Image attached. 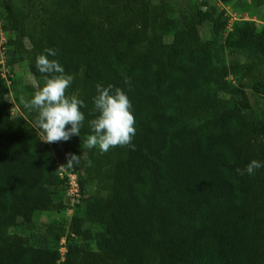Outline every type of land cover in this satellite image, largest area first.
Wrapping results in <instances>:
<instances>
[{"label":"trees","instance_id":"1","mask_svg":"<svg viewBox=\"0 0 264 264\" xmlns=\"http://www.w3.org/2000/svg\"><path fill=\"white\" fill-rule=\"evenodd\" d=\"M174 12L171 0H0V264H264V167L236 172L264 161V112L249 96L264 95V26H229L209 0ZM46 48L73 76L65 94L85 105L68 141L43 142L24 107L43 85L35 61ZM20 63L33 84L13 116ZM97 84L127 94L134 150L86 147ZM61 172L87 197L50 231L64 254L12 234L39 213H68Z\"/></svg>","mask_w":264,"mask_h":264},{"label":"clouds","instance_id":"2","mask_svg":"<svg viewBox=\"0 0 264 264\" xmlns=\"http://www.w3.org/2000/svg\"><path fill=\"white\" fill-rule=\"evenodd\" d=\"M54 56L56 50L51 48L37 55L35 67L43 76V85L24 102L25 109L36 113L35 125L46 143L68 141L74 135L79 136L85 120L80 110L85 106L84 101L75 95L65 94L73 76L65 73L58 61L48 58ZM95 92L92 103L97 115L88 122L91 134L85 138L86 147H96L101 152H108L116 146H129L134 150L131 141L135 135V121L127 94L112 85L104 87L101 84L96 85ZM76 158L72 156L71 160ZM262 167L264 161L253 159L243 169L237 168L236 172L241 176H251Z\"/></svg>","mask_w":264,"mask_h":264},{"label":"rangeland","instance_id":"3","mask_svg":"<svg viewBox=\"0 0 264 264\" xmlns=\"http://www.w3.org/2000/svg\"><path fill=\"white\" fill-rule=\"evenodd\" d=\"M174 5L173 18H176L178 11L184 7L185 0H171ZM212 5H215L220 10L225 12V16L229 20V26L233 25L235 22L248 21L253 22L258 29L264 26V3L256 8H244V0H209ZM12 2L17 5V0H12ZM250 5V1L246 2ZM171 40L170 37L165 39L166 42ZM233 60L232 54L225 52V63ZM243 62V59H241ZM14 86H10V92L8 96L9 108L13 116L17 115L19 112L17 110V99L18 93L23 94L24 86L33 84V79L29 74L26 63H20L12 67ZM250 94V93H249ZM252 102L256 104L259 112H264V95H249ZM54 156L57 163L61 159V154L59 151L53 150ZM62 197L68 203L66 198V188L63 191ZM87 199L86 196L81 197L78 201V206L81 205ZM76 204V203H75ZM75 210V209H74ZM73 210L69 213L67 212H44L39 213L34 218L30 225L20 226L12 231V234H17L22 237H27L29 243L36 246L46 245L48 248L56 249L60 254L65 253L64 241L55 242L53 234L50 233L51 230H56L60 227H65L67 221L71 217Z\"/></svg>","mask_w":264,"mask_h":264},{"label":"built area","instance_id":"4","mask_svg":"<svg viewBox=\"0 0 264 264\" xmlns=\"http://www.w3.org/2000/svg\"><path fill=\"white\" fill-rule=\"evenodd\" d=\"M5 42L4 34L0 33V70L3 77L7 78V75L9 74L8 68L5 65V57H4V47L3 46ZM7 80V85H10V80ZM60 178L66 177V198L68 199V213L72 211V208L78 204V201L80 200V191L78 187L77 182V176L76 174L72 172H61L59 174ZM76 203V204H75Z\"/></svg>","mask_w":264,"mask_h":264}]
</instances>
